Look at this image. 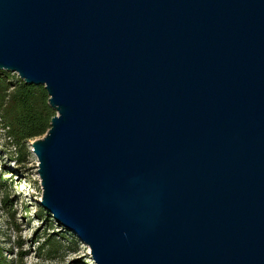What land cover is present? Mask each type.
<instances>
[{"label":"water","instance_id":"water-1","mask_svg":"<svg viewBox=\"0 0 264 264\" xmlns=\"http://www.w3.org/2000/svg\"><path fill=\"white\" fill-rule=\"evenodd\" d=\"M0 69L47 90L40 203L96 264H264V0H0Z\"/></svg>","mask_w":264,"mask_h":264},{"label":"rangeland","instance_id":"rangeland-1","mask_svg":"<svg viewBox=\"0 0 264 264\" xmlns=\"http://www.w3.org/2000/svg\"><path fill=\"white\" fill-rule=\"evenodd\" d=\"M33 140L27 141L28 161L19 164L11 155L12 147L0 123V244L5 256L15 261L23 251L27 264H96L89 246L75 232L57 223L51 214V221L38 215L42 208L39 199L42 187L38 160L31 150ZM47 234L53 235L57 242L40 251L39 245Z\"/></svg>","mask_w":264,"mask_h":264},{"label":"trees","instance_id":"trees-1","mask_svg":"<svg viewBox=\"0 0 264 264\" xmlns=\"http://www.w3.org/2000/svg\"><path fill=\"white\" fill-rule=\"evenodd\" d=\"M48 98L44 86L27 84L15 73L0 69V123L8 145L12 147L11 155L19 164L28 161L30 151L27 141L42 137L50 128L51 118L56 112L49 106ZM38 215L42 220L51 221V215L43 207ZM56 242L53 235L47 234L39 249L46 250ZM19 244L22 242L19 241ZM25 254L21 251L15 261L8 260L0 244V264H27Z\"/></svg>","mask_w":264,"mask_h":264}]
</instances>
